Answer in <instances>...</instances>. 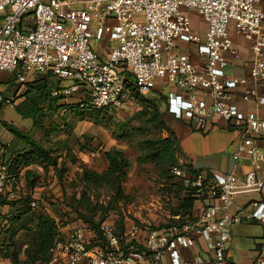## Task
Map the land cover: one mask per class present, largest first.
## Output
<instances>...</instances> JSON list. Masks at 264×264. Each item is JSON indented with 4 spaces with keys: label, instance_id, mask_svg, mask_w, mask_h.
Wrapping results in <instances>:
<instances>
[{
    "label": "built area",
    "instance_id": "built-area-1",
    "mask_svg": "<svg viewBox=\"0 0 264 264\" xmlns=\"http://www.w3.org/2000/svg\"><path fill=\"white\" fill-rule=\"evenodd\" d=\"M80 2L86 6L76 7V0H0V70L15 73L20 84L50 75L60 81V93L79 95L81 108L110 112L139 104L135 91L159 97L170 85L167 113L202 132L228 123L240 135L237 154H248L253 171L213 182L181 161L174 174L202 201L200 218L145 230L143 243L144 230L135 224L122 236L114 225H101L100 235L77 227L55 241L44 264H226L233 225L251 221L262 231L252 264H264V179L256 174L264 164L258 144L264 143V0ZM189 12L200 17L204 31ZM93 39L111 44L105 58ZM249 53L247 68L243 54ZM10 104L13 99L0 93V105ZM7 145L0 144V205L18 202L29 191L4 156ZM242 194L258 198L232 213ZM28 204L37 208L34 199ZM3 216L11 213H0V264H10L1 254ZM193 233L210 242L211 258L181 256L178 240Z\"/></svg>",
    "mask_w": 264,
    "mask_h": 264
},
{
    "label": "rangeland",
    "instance_id": "rangeland-1",
    "mask_svg": "<svg viewBox=\"0 0 264 264\" xmlns=\"http://www.w3.org/2000/svg\"><path fill=\"white\" fill-rule=\"evenodd\" d=\"M76 1L78 2L76 7L86 6L80 1L87 0ZM189 14L192 18H196L195 13L189 12ZM92 46L101 55L102 52L108 51L111 44L107 40L100 42L93 39ZM251 61L247 62V68L251 67ZM20 86L15 73L0 70V93L3 98L9 96L14 100ZM171 88L167 85L162 93L167 95ZM78 96L77 94L73 97L67 96V100L60 102L64 103V108L60 110L59 107L47 109V104L42 103L46 108L47 116L39 119L38 124L35 125L32 120L25 121L23 125L13 118V122L10 121L13 115L0 106V117L3 120L29 132L44 147L56 151L61 156L60 162L63 164L61 168L67 169L60 175L52 167L48 169L34 167L40 178L36 187L33 190L29 189L28 195L30 199L37 201L35 211L54 218L62 230L75 229L83 224L77 211L88 216L95 211L96 221L104 219L101 225H114L117 230L121 227L126 229L131 224L143 230L161 229L179 219L180 216L175 215L174 211L186 194V187L175 176L174 169L181 164V161H189V158L184 157L179 151H176L177 165H161L145 158L147 150L142 146V141L146 138H157L161 133L146 121L149 117L147 113L139 114L142 110L141 103L127 104L119 111L110 112L112 115L109 122L99 121L95 124L89 117L82 115V112L76 111ZM146 97L155 96L149 94ZM16 115L22 120L18 114ZM197 133L190 143L192 149H199L202 145L212 148L222 146L216 140L218 137L216 135L220 132ZM163 135L166 136V133ZM114 150L123 151L130 162L123 181L125 192L123 198L108 187L87 185L81 180V167L86 166L97 172L105 170L108 164L104 153ZM73 159H76V162H73ZM25 203L27 204V201ZM20 205L22 203L18 202V205L12 209L11 205L1 204L0 213L24 215L23 211L27 209L17 210ZM36 216L33 210L21 219V223L31 226L35 223ZM18 227L20 225L14 224L2 235L3 249L11 243V237H14L22 250L26 248L28 241L26 232L24 228L19 230ZM61 236H64V232Z\"/></svg>",
    "mask_w": 264,
    "mask_h": 264
},
{
    "label": "trees",
    "instance_id": "trees-1",
    "mask_svg": "<svg viewBox=\"0 0 264 264\" xmlns=\"http://www.w3.org/2000/svg\"><path fill=\"white\" fill-rule=\"evenodd\" d=\"M62 88L60 81L50 75H45L31 83L21 84L15 93L13 100L14 108L22 117L30 118L34 125L38 124L39 119H44L47 116L46 108L42 103L47 104V109L59 107L58 110H60L64 108V103L60 102L66 99L67 96L60 93ZM55 91L58 92L56 95L53 94ZM134 94L139 98L142 105V110L139 114L144 115L147 113L149 117L146 121L161 133L157 138H146L142 141V146L147 150L145 158L161 165H177L178 159L176 157V151L183 153L180 141L169 130L162 118V108L165 106L167 97L161 94L160 97L155 95L153 98H147L136 91ZM0 106L3 107V105ZM75 108H77V112H82V115L89 117L95 124H98L99 121L107 123L111 120L112 113L106 108L90 110L81 108L79 102L76 103ZM2 123L17 139V143H14L12 146L11 144L5 146L4 156H8L11 168L15 173L23 174L28 190H33L40 178L33 169L35 166L44 169L52 167L60 175L66 172V167L61 168L63 166L62 162H60L61 156L56 151L44 147L29 132H25L6 121H2ZM164 133H166V136L163 135ZM104 155L108 161V167L101 172H97L83 166L81 167V180L87 185L108 187L119 197L123 198L125 196L123 181L126 178V170L129 168L130 162L121 150L106 151ZM73 162H76V159H73ZM30 177H32V180H30ZM185 190L186 194L182 197L174 211V214L180 217L174 220L172 224L192 221V210L197 198L187 188ZM29 200V195L18 200L22 205L18 206L17 210L27 209L23 211L24 215L18 216L15 213H11L10 217L3 216L4 219H7L3 234L10 230L14 224H18V226L20 225L18 227L19 230L24 228L23 230L26 232L25 236L28 238L26 242L27 246L24 250L17 245L14 237H11V243L7 247L2 248V256L9 259L13 264L46 263L50 258L52 246L57 239L61 238L60 227L55 219L32 209L28 204ZM25 201H27V204H24ZM18 202L16 201L9 205L14 209L18 205ZM33 210L37 214L35 223L31 226L23 225L21 219ZM77 214L85 227L100 235V227L104 219L96 221L94 217L95 211H92L90 216L80 211H77ZM170 225H167V227ZM124 230V227H121L117 230V234L122 236ZM135 245L132 242L128 246ZM140 249H142L141 246Z\"/></svg>",
    "mask_w": 264,
    "mask_h": 264
},
{
    "label": "crops",
    "instance_id": "crops-1",
    "mask_svg": "<svg viewBox=\"0 0 264 264\" xmlns=\"http://www.w3.org/2000/svg\"><path fill=\"white\" fill-rule=\"evenodd\" d=\"M195 17V19L193 18V20H195L194 25L204 31L205 24L201 21L198 15L195 14ZM235 40L240 44H244L241 38L235 37ZM107 52L108 51L102 52L101 57L105 58L107 56ZM243 56L245 59L249 58V63L250 60H253L251 53H249V55L243 54ZM3 107L13 115L10 119L13 118L18 120L21 125H23L25 121L31 120L30 118H24L18 114L14 108V103L10 105H4ZM249 109L252 110L253 107L249 106ZM13 112H16V114H18L22 120H19V117L16 114H13ZM162 118L169 130L172 131L179 139L183 156L189 158V161L195 170L203 173V175L207 176L213 182L222 181L225 174H233L237 177L243 178L248 172L253 171L248 154L246 152L237 154L238 146L241 143L239 133L232 129L231 126L225 121L216 122L207 131L202 132L194 129L187 123L174 119L169 113H167L165 107L162 108ZM13 119L10 121L13 122ZM2 121L5 120L0 117V144L8 143L12 146L14 143H17V139L3 125ZM211 131L220 132L216 135L218 136L216 140H218L222 146L218 145L215 147L213 146L212 148L210 146L207 147L206 145H202L199 149H192L190 143L193 141L194 135L198 134L197 132L208 134ZM258 144L260 147H264L263 142H258ZM214 151L215 153H213ZM5 156L8 158L7 155ZM211 158L213 159L211 160ZM106 163L108 164V161H106ZM256 174L258 177L264 179V164L262 169L256 171ZM257 198V194L238 195L233 206L230 208V211L234 213L238 207L248 206V203H250L251 200ZM201 207L202 201L197 199L192 210V221H196L198 218H200L202 214ZM79 227L85 228L83 224ZM70 230L72 229H59L60 234L64 232V235ZM84 230L87 232V234H91V232L86 230V228ZM146 235L147 231L144 230L140 235L139 243L144 242ZM261 241L262 231L258 223L251 221L233 225L231 238L229 240L226 253V264H252L259 253ZM177 244L181 256L185 259L192 258L195 255H201L205 258L212 257L210 242L197 233H193L184 239L178 240ZM10 264L13 263L10 261Z\"/></svg>",
    "mask_w": 264,
    "mask_h": 264
}]
</instances>
